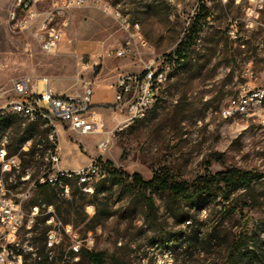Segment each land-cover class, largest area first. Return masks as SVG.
<instances>
[{"label":"rangeland","instance_id":"rangeland-1","mask_svg":"<svg viewBox=\"0 0 264 264\" xmlns=\"http://www.w3.org/2000/svg\"><path fill=\"white\" fill-rule=\"evenodd\" d=\"M52 1L45 0L38 11L50 9ZM12 2L0 0V113L14 98L11 86L18 78L37 79L38 96L46 90L42 78L50 81L53 94L76 95L90 83L94 104L106 95L103 91L110 92L119 74L140 73L159 58H166L170 67L167 99L160 109L153 105L144 120L119 130L117 124L124 114L113 106V100L98 106L105 130L113 134L105 151L98 149L105 134L80 136L66 126L58 127L60 167L82 168L96 160L101 174L95 182L106 181L96 198L77 197L81 218L70 215L80 239L92 234V251L116 256L125 264H222L245 219L249 230L261 234L264 179L228 205L236 208L233 213L223 200L210 198L199 209L185 208L192 221L178 225L166 210L170 200L157 196L153 197L156 219L147 223L141 193L119 185L110 171L139 174L147 181L165 169L175 180L185 182L230 168L264 174V100L260 106H250L249 116L222 114L242 86L264 87V0H95L66 14L64 40L53 55L43 53L29 34L9 27ZM201 4L208 9V17L198 25V34L177 66L175 51L188 39L194 19L202 18ZM111 11L136 29L122 28ZM230 30L234 37L228 34ZM118 50L123 51L121 57L116 56ZM247 71L250 78H246ZM5 118L10 128L1 122ZM10 130L11 152L25 136L34 143L46 136L44 127L29 126L17 115L0 118V135ZM42 146L40 154L47 149V144ZM45 156L25 157L23 164L47 166ZM18 183V178L4 177L7 188L14 189ZM67 199L54 197L50 190H35L25 210L34 203H51L55 219L63 225ZM43 221L40 216L20 232L22 264H38L48 255ZM70 243L62 233L48 264H61L59 254L68 255ZM70 264L86 263L78 257Z\"/></svg>","mask_w":264,"mask_h":264},{"label":"built area","instance_id":"built-area-1","mask_svg":"<svg viewBox=\"0 0 264 264\" xmlns=\"http://www.w3.org/2000/svg\"><path fill=\"white\" fill-rule=\"evenodd\" d=\"M44 2L45 0H13L12 6H19V15H12L11 7L8 25L12 30L29 34L43 53L53 55L58 52L64 40V28L68 24L66 14L71 9L93 4L95 0H53L50 9L39 12L38 6ZM112 16L125 30L136 29L134 25L130 26L120 13L112 12ZM228 34L234 37L233 30ZM122 54V50L116 52L117 57ZM245 75L250 78L251 73L247 71ZM36 80H14L11 86L14 98L4 108L5 112L0 113V118L18 115V118L29 126H43L46 133L45 138H42L43 145L47 144V149L40 154L39 150L42 148L35 146L34 159L38 160L39 155H48L47 166L25 167L21 154H27L36 143L32 138H27L18 147L17 152H11L8 149V136H12V130L0 145V264H22L18 241L20 232L24 227L29 229L30 223L40 216L44 217L48 228L45 234V249L49 258L59 246L62 233L71 241L69 252L73 254L74 261H77L81 250L92 251L94 246L90 232L80 239L71 225H62L57 221L52 205L41 203L40 206H31L29 211L25 210V206L32 193L39 187L54 190V186H61V193H56V196L62 198L69 197L73 185L80 192L91 195L93 184L100 177L101 167L96 160H92L85 167L72 170L60 167L58 127L66 126L69 131L80 136L105 134L106 138L98 145L100 151L108 148L113 134L105 130L104 118L92 103L95 90L90 83L85 84L82 92L76 95L53 94L50 81L42 78L40 80L46 87L45 92L41 96H31V89H37ZM170 81V67L166 58L152 60L140 73L119 74L108 89L112 94L113 106L120 114H124V120L117 124V128L122 130L136 121L144 120L148 113L147 102H154V106L160 109L167 99ZM261 98H264V87L250 89L247 85L242 86L238 97L229 100V105L222 114L229 117L235 112L249 116L250 106H260ZM4 177L9 180L18 178L19 183L14 189L7 188ZM80 178H89V185H80Z\"/></svg>","mask_w":264,"mask_h":264},{"label":"trees","instance_id":"trees-1","mask_svg":"<svg viewBox=\"0 0 264 264\" xmlns=\"http://www.w3.org/2000/svg\"><path fill=\"white\" fill-rule=\"evenodd\" d=\"M199 11L202 13V18L196 17L194 19L188 32V39L185 42L179 43L175 51L176 59L174 60V64L177 66L184 60V53L190 48L193 37H196L198 34V25L208 17V9L204 4H201ZM179 60L182 61L180 62ZM1 122L4 123V127H11V123L7 121L6 118ZM27 138L32 137H23L19 145ZM42 145L43 140L38 141L36 144H33L27 154H21L22 162H25V157L33 159L36 151L35 146L43 148ZM110 174L119 185H123L130 192L136 191L141 193V198L144 200V207L147 208V211L143 214L147 223H153L156 219V208L153 197L157 196L161 198L167 197V199L170 200L166 210L168 215L171 216L178 225L191 223L192 221V217L185 211V208L199 209L201 205L210 198H219L228 206L233 201H236V198L240 196V192H248L252 189L254 184L260 183L264 179V174L242 171L237 168H230L214 174L198 176L192 182L177 181L170 172L165 169L157 171L153 174L152 178L147 181L143 180L139 174L128 176L114 170H111ZM105 183L106 181L104 180L94 182L93 193L91 194L92 198H96L103 192L102 189ZM38 190L41 192L50 190L53 196H56L52 188L39 187ZM145 194L148 195L146 196ZM85 195L86 194L80 192L74 185L71 187L70 195L66 200L68 205L67 218L64 220L63 225L72 226L70 222V215L72 214L77 218H81V206H77L76 199L77 197L81 199L85 197ZM40 204L41 203L38 202L34 203L32 206H40ZM47 205L52 204L47 203ZM228 209L230 214L236 210L234 206H228ZM261 227V234L249 230L248 221L245 219L243 229L240 230L232 240L229 251L222 264H264V221L261 223ZM261 235H263V237H261ZM78 257H81V261L84 260L86 264H125L124 261L118 259L116 256H108L105 252L81 250ZM53 258V256L49 258V255H47L43 259V262L39 260L38 264H48L52 262ZM72 258L73 254L70 252L68 255L65 254L64 251L59 254V260L64 264H70Z\"/></svg>","mask_w":264,"mask_h":264},{"label":"bare ground","instance_id":"bare-ground-1","mask_svg":"<svg viewBox=\"0 0 264 264\" xmlns=\"http://www.w3.org/2000/svg\"><path fill=\"white\" fill-rule=\"evenodd\" d=\"M12 15H19V6H13L12 8ZM31 96H38L37 89H31ZM264 98H261V102ZM154 102H147V111L152 108ZM18 116V115H17ZM7 133H3L0 135V145L6 138ZM9 143V140H8ZM46 164H48V155L44 157ZM80 185H89V178H80ZM54 189L61 193V186H54Z\"/></svg>","mask_w":264,"mask_h":264},{"label":"crops","instance_id":"crops-1","mask_svg":"<svg viewBox=\"0 0 264 264\" xmlns=\"http://www.w3.org/2000/svg\"><path fill=\"white\" fill-rule=\"evenodd\" d=\"M103 92H105L106 95H105L104 97H102L101 99H99L98 102L94 103L96 109H98V106L101 105L102 103H104V101H106L107 99H110V98L112 99V94H111V92H108V91H103ZM98 110H99V109H98ZM115 118H116V116H115ZM104 122H105V121H104ZM79 167H81V166H79ZM77 168H78V167H77ZM65 170H72V169H65Z\"/></svg>","mask_w":264,"mask_h":264}]
</instances>
